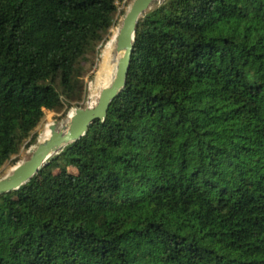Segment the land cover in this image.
I'll use <instances>...</instances> for the list:
<instances>
[{
	"label": "trees",
	"instance_id": "obj_1",
	"mask_svg": "<svg viewBox=\"0 0 264 264\" xmlns=\"http://www.w3.org/2000/svg\"><path fill=\"white\" fill-rule=\"evenodd\" d=\"M124 1L0 0V168L85 105ZM127 81L0 196V264H264V0L156 5Z\"/></svg>",
	"mask_w": 264,
	"mask_h": 264
},
{
	"label": "water",
	"instance_id": "obj_2",
	"mask_svg": "<svg viewBox=\"0 0 264 264\" xmlns=\"http://www.w3.org/2000/svg\"><path fill=\"white\" fill-rule=\"evenodd\" d=\"M165 0H133L121 24L116 41V51L122 53L119 58L116 74L112 84L103 89L99 103L92 108L77 107L69 123L59 129L55 122L51 135L38 141L29 158L15 165L11 173L0 178V196L27 185L45 167L49 161L64 149L85 136L96 121L108 117L113 101L119 97L128 84V74L132 62L135 41L140 21L156 6Z\"/></svg>",
	"mask_w": 264,
	"mask_h": 264
},
{
	"label": "bare ground",
	"instance_id": "obj_3",
	"mask_svg": "<svg viewBox=\"0 0 264 264\" xmlns=\"http://www.w3.org/2000/svg\"><path fill=\"white\" fill-rule=\"evenodd\" d=\"M120 28H121V25H120ZM120 28H118L114 32L113 37L111 38V40L109 41L106 47V51L102 58V63L97 72V77L91 88L92 92L89 98V106L92 108L98 105L103 89L109 87L112 84V81L115 77L118 61L122 55V53H118L116 51V41H117V36L119 34ZM74 112H75L74 110L71 111L66 121L60 124L58 123L59 129L63 128L69 123L70 119L74 115ZM54 124L55 122L52 120H49L45 124V127L40 136V141L47 139L51 135V127ZM14 167L10 170L9 173H11L14 170Z\"/></svg>",
	"mask_w": 264,
	"mask_h": 264
},
{
	"label": "rangeland",
	"instance_id": "obj_4",
	"mask_svg": "<svg viewBox=\"0 0 264 264\" xmlns=\"http://www.w3.org/2000/svg\"><path fill=\"white\" fill-rule=\"evenodd\" d=\"M132 1H133V0H130V1L128 2V4H125V1H124V2H121V3H120V10H119V11L121 12V11L124 9V10H125V14H126V12H127L128 8H129L130 4L132 3ZM120 12H119V15H120L119 22H118V24L112 29V36H111V38L113 37L114 32H115L118 28H120V25L122 24V20H123V18H124V16H125V14H124V15H121ZM111 38H110V40H111ZM110 40H109V41H110ZM109 41H108L107 44L104 46L103 51H102L101 54H100V58H99L100 60H99V65H98V67H97V65H93V66H90V68H89L88 74H87V76H86V82H87V96H86L85 105H84V106H74V107H72V108L70 109V111L68 112V114H67L65 117H63V118H59V117L62 115L61 113H57V112H54V111H49V110H47V111H46V115H45L43 121H42L41 124L38 126V128L35 130V133L38 134L37 142L40 140V136H41V133H42L44 127H45V124H46L49 120H52V121L57 122V123H59V124H60V123H63L64 121L67 120V118H68L69 114L71 113L72 109H75V108H77V107H86V106L89 105V98H90V95H91V92H92V89H91V88H92L93 83H94V81H95V79H96V77H97V72H98V70H99V68H100V65H101V63H102V58H103V55H104V53H105V51H106V47H107ZM94 73H95V74H94ZM93 74L95 75V77L92 78L91 76H92ZM81 104H82V103H81ZM37 142H36V144H37ZM36 144H34L33 146H31L30 148L23 147V148L20 150L19 154L16 155V156H14L13 159L18 158V159H19V162H23V161L27 160V159L29 158L30 154H31V151L33 150V148L35 147ZM19 162H18V163H19ZM15 165H16V164H15ZM15 165H12V163H11L10 161L7 162L6 164H4V165L0 168V178H2L3 176H5L6 174H8V173L10 172V170H11Z\"/></svg>",
	"mask_w": 264,
	"mask_h": 264
}]
</instances>
